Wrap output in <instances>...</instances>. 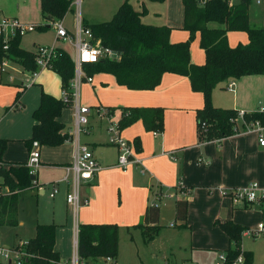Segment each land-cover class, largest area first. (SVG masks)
Masks as SVG:
<instances>
[{
  "label": "crops",
  "instance_id": "obj_1",
  "mask_svg": "<svg viewBox=\"0 0 264 264\" xmlns=\"http://www.w3.org/2000/svg\"><path fill=\"white\" fill-rule=\"evenodd\" d=\"M33 7L40 11L41 20L44 22L40 0H20L19 4H15V7L10 2L7 3L6 0H0V12L6 16L26 18L25 15L34 10ZM155 8L156 6H152V11L158 12L159 9ZM136 9L140 12L141 8L137 6ZM180 10L183 17L182 0ZM79 20L82 22L85 19L80 18ZM141 21L155 26L170 24V22H161L150 16L144 17L143 14ZM86 22L88 23V21ZM208 25L216 26L214 23ZM66 30L71 34L75 32L74 29L66 28ZM230 33V31L227 33V41L230 46H233L235 41L232 39L233 36L230 39L229 36L232 35ZM185 37L186 35L170 32L169 39L174 43L184 40ZM58 40L61 39L56 38L52 45L57 47ZM71 46L74 48L72 44ZM190 56L193 63L203 64L205 53L203 49H191L190 45ZM16 65L18 64L16 63ZM4 67L0 69V83L4 79L13 83L16 76L9 67L15 68L14 65L6 64ZM46 71L49 69L38 70L32 82L29 80L31 75L25 79L21 78L19 88L21 89L22 107L18 110L5 111V108L11 105L13 90L6 94L0 92V139L7 140V145L13 143L12 146L14 142H21L31 137L34 124L32 113L39 105L42 90L59 97V94L50 89L47 83L40 82ZM89 75L93 78L91 83L83 79L76 86L77 89L82 87V82H86L96 95L94 100L89 98L93 104L98 105L93 106L94 108L89 107V116L92 114V116L95 115L102 119L103 117L98 115L95 110L105 106L108 108L109 106H122L120 110L124 106L162 108L163 130L156 134L153 131H147L141 120H136L121 130V137L124 136L126 140L133 142L134 153L141 160L139 165L132 164L126 171H123L116 166V147L113 146L114 153L112 157H109L104 156L102 152V146L106 143L94 139L81 140L83 134L89 135L91 132L90 127L92 126L88 125V133L79 134L78 141L91 148L100 168L91 181L84 182L79 186L78 194L81 203L75 209L66 202V195L65 202L60 203L56 199L58 193L65 192L67 194L72 190L71 173L67 171V167L73 162L76 152V142L72 136L73 124L71 128L66 127L63 118L64 109L62 110L59 121L65 125L71 139L59 146H39V168L43 170L41 175L39 168L36 170L39 187L23 191V193L34 197L45 195L44 187L49 184L51 185L50 196L52 186L57 188L54 196H50L54 201L50 205H45V211L47 210L46 213L49 217L44 214L40 219H36L30 230H32L33 237L37 224L52 223L56 225L54 250L59 253L61 264H66L73 254L77 253L78 226L82 223H115L119 226L117 257L111 260L99 258L94 261H84L85 264H111L112 262V264H119L122 255L121 232L123 228L125 229V239L133 242L142 238L146 244L160 238L170 228L177 227L181 230L191 231L196 219H203L210 224L233 221L246 228H253L264 217V201L260 203L236 202L223 195L225 190L242 187L250 182H257L260 188H264V145L259 144L257 132L259 129L264 138V127L253 126L247 131L236 133L219 141L214 139L199 142L196 112L203 107L204 100L200 92L193 91L186 76L165 73L156 88L131 90L118 85L115 77L110 73L98 72ZM55 79L61 83L57 74ZM27 81L32 85L28 86ZM227 83H220L212 90L211 102L215 107L232 108L239 112H253L261 107L264 108V74L242 76L232 81L233 84L229 89ZM108 113L109 115L106 117L110 120L111 111L109 110ZM136 138L140 141L139 150L135 146ZM3 155L2 160L6 161ZM66 176L69 182L64 181ZM163 197L170 199L172 203L173 218L168 226H162L166 223L162 220L161 206L157 203V200H161ZM84 200H87V204H83ZM178 200L187 202L186 220L183 227H179L180 222L176 220L175 204ZM153 204L159 205L158 225H160V229L152 240L145 241L141 229L134 226L143 222L146 207ZM60 209L64 210L62 219L59 215ZM17 225H24V220L18 219ZM211 229L220 235L221 240L205 249L214 250V253L219 255L225 252L230 242L225 232H221V228ZM64 230H66L67 236L64 235L62 238L60 231ZM26 241H20L18 245ZM191 244L194 245L193 241ZM3 247L10 248L7 245ZM191 249L203 248L191 247ZM218 255L215 256L217 259ZM186 262L187 258L183 259L181 264H187Z\"/></svg>",
  "mask_w": 264,
  "mask_h": 264
},
{
  "label": "trees",
  "instance_id": "obj_2",
  "mask_svg": "<svg viewBox=\"0 0 264 264\" xmlns=\"http://www.w3.org/2000/svg\"><path fill=\"white\" fill-rule=\"evenodd\" d=\"M71 2L72 0H40L41 15L45 24L36 26L37 29L45 30L54 22L63 19L72 10ZM250 2L251 0H238L230 5L223 0H208L204 4H199L197 0H182L183 28L189 32L190 37L188 41L173 43L169 39L170 27L143 23V12L136 11L125 1L108 21H82V25L91 30L94 40L117 53V58H101L96 63L85 65L86 72L88 75L98 72L110 73L118 85L131 90H152L160 84L165 73L186 76L193 91L200 92L204 100L203 107L196 112L199 142L214 139L219 141L244 132L247 125L254 123L264 127V111L242 112L241 131L236 123L239 111L215 107L211 102V92L218 84L231 82L246 75L264 74V27L250 24ZM210 23L216 26L210 27ZM229 31H245L248 42L230 46L227 41ZM197 32L200 33V48L205 53L204 64L191 61L190 42ZM20 40V35L9 38L6 42L0 37V64L3 59H8L20 65L22 69L32 72L36 69L34 53L22 49ZM5 44L7 49L3 48ZM49 69L60 77L62 90L70 92L74 61L68 52L61 47H55ZM20 96L21 92L18 91L13 103L5 108V111L20 109ZM70 103V96L65 100L41 91L39 105L32 113V135L23 141L28 151L31 150L33 141H37L39 146H59L71 139L65 125L59 121L62 110ZM136 120H141L147 131L161 132L163 109L123 107L117 125L122 130ZM6 146L7 140L0 139V226H16L21 192L38 188L39 184L36 178H30L26 163L2 160ZM135 146L140 149L138 138L135 139ZM175 209L179 227H183L187 213L186 200L176 201ZM158 215L159 205H148L143 222L134 226L141 229L145 241H150L157 235L160 229ZM217 224L230 242L225 250L227 257L232 260L242 253L244 264H252V252L240 248L242 232L246 227L233 221ZM55 229L56 225L52 223L36 225L35 235L25 244L17 246L28 254L21 264H61L59 253L54 250ZM118 239L119 226L115 223L79 224L77 254L82 261L115 259L118 254ZM0 264L16 263L0 261Z\"/></svg>",
  "mask_w": 264,
  "mask_h": 264
},
{
  "label": "rangeland",
  "instance_id": "obj_3",
  "mask_svg": "<svg viewBox=\"0 0 264 264\" xmlns=\"http://www.w3.org/2000/svg\"><path fill=\"white\" fill-rule=\"evenodd\" d=\"M125 1L130 2L134 9H136L137 6H140L141 9L139 11L143 12L144 17L150 16L161 22H170V24L164 25L171 28L172 34L177 33L182 34V36L186 35L184 40L174 43L185 42L189 40V32L183 28V17L182 11L180 10L181 0H72L71 7L73 10L68 12L65 17L60 20V22H62L65 28L75 30V28L79 24L80 18L85 19L86 21H88V23L108 21L112 18L114 12L117 10L119 5ZM6 2H10L11 5L15 7V4H19L20 0H6ZM152 6H156L159 11L153 12ZM33 9L34 10L30 11V13L25 15L26 18H22L19 16H17L16 18H18L21 22L33 23L36 26L40 24H45L41 20L40 11H37L35 7H33ZM249 20L252 26L264 27V0H261L260 4H257L255 0H251L249 5ZM230 32V34H232L229 36L230 39L231 36H233L232 39L235 41L233 42V46H237L238 44H246L248 42V36L245 31ZM242 39L244 40L242 41ZM54 41H56V30L55 27L51 26L50 28H47L42 31H40L36 27L34 31L23 34L21 36L20 43L21 47L24 50L34 52L35 46L37 44L52 45ZM199 41L200 33L197 32L190 42L191 49L201 50ZM56 46L67 50L71 58L73 60L76 59V50L71 46L68 41L64 42L62 40H58ZM3 61L6 62L7 65H14L15 68L9 67V69L13 72L16 78L13 83H9L7 82V79H4L2 83H0V85H2V87H0V92L1 94H6V92H12L13 90L14 95H16V93L21 90L19 88L21 78L25 79L29 77L32 72L27 71L25 69H21L22 67L16 65V63L12 60L3 59ZM203 61L205 62V56ZM2 67L4 66L0 65V69ZM54 74L55 72L49 69V71H46L44 75H42L40 82L42 84L47 83L50 89L55 91V93L59 94L58 98H63L64 91L61 88V83H58L56 81V74ZM27 83L28 81L26 82V84ZM81 84V89L79 87L77 89L74 88V90H72L73 92L77 93V97L80 101V104L87 105L88 107L98 106L97 104H93L90 100L91 98L92 100L96 98V95L92 91L91 86L86 82H82ZM30 85L32 84L28 83V86ZM14 95L10 104L13 103ZM70 99L71 103L67 104L63 111V118L67 128H71L72 124L74 123L75 106L74 102H72L73 98ZM120 107L122 106H109V108L107 106L103 107L106 110L110 109V120L106 116H102L104 119H101L97 116L96 118L95 115L92 116V114H90V116H87L88 125L92 126L90 127L91 132L89 135L83 134L81 136V140L84 141L85 139H94L106 143L102 146V152L104 156L112 157L114 153L113 145L109 144L108 142L107 129L111 125L118 124L121 118ZM238 116L239 117L236 118V123L238 128H240V130L242 131L243 129L241 126L243 120L240 116V113ZM244 129H246V127ZM122 138L126 140L124 136H122ZM130 142L133 144L132 141ZM11 144L13 143H8L7 149L3 155V158L6 160V162L27 163L29 160V151L24 142H14V145L12 146ZM39 165L36 168L37 170L39 168ZM39 171V174L41 175L43 173V170L39 168ZM44 188L46 190L45 195H37V197L30 196L28 193L21 192L18 200L19 204L17 216L18 219L24 220V225L0 226V246L7 245L10 247V249H12L13 247L19 246L18 243L20 241L23 242L24 240L26 241L29 237H32V230L30 229L33 222L36 219H40V217H42L44 214L47 215V210L45 211V205H50L54 201V199L49 196L51 185L46 184ZM3 190H5V188ZM65 195V192H60V194L58 193L56 195V199L60 203L65 202ZM223 195L231 198V196L229 195ZM157 203H159L161 206L162 220L166 223L162 224V226H168L170 221H172L171 218H173L171 207L172 203L170 199H166V197H163L161 200H157ZM64 210L60 209L59 211L60 219H62ZM47 217L49 216L47 215ZM214 223L215 222L210 224L208 221H205L203 219H196L194 221V225L192 226L191 231L181 230L177 227H175V229L170 228L164 233V235L160 236V238L158 237L154 241H151L146 244L143 242L142 238H139L138 240L133 242H131V240L127 238L125 239V229L123 228L121 232L123 246L119 264H181V262L185 258H187V264H215L218 260L215 256L218 254L214 253V250L205 249L212 247L214 244L219 243V240H221L220 235H218L217 233H215V231L211 229H220V226ZM222 231L223 230L221 229V232ZM60 234H62V238L64 235L67 236L66 230L60 231ZM192 241L194 245L203 248L204 250L191 249V247L198 248L194 245L192 246ZM240 248L243 251H252L253 264H264V237L254 239L253 237L242 235L240 240ZM189 258H192V260H189ZM66 264H71V261L69 260Z\"/></svg>",
  "mask_w": 264,
  "mask_h": 264
},
{
  "label": "built area",
  "instance_id": "obj_4",
  "mask_svg": "<svg viewBox=\"0 0 264 264\" xmlns=\"http://www.w3.org/2000/svg\"><path fill=\"white\" fill-rule=\"evenodd\" d=\"M199 4H204L208 0H197ZM228 4H234L238 0H223ZM256 3H260L261 0H255ZM56 30V38L63 41L70 42L76 50V59L74 61V77L71 81V92L64 91L63 99H67L68 96L73 98L75 111H74V123L72 136L76 142V152L73 159V162L67 167V171L71 173L70 183L72 185V190L66 194V202L77 209L81 203L78 194L79 186L84 183L91 181L100 166L99 163L93 154L91 148L85 144H81L78 141V136L81 133H88V118L87 116L90 113V108L81 105L77 97V93L73 92L77 84L80 83L83 79L86 82H92V76L86 74L84 71V66L88 64H93L98 62L101 58H117V53L101 46L100 42L93 39L92 32L88 27H84L82 22L79 20L74 33H69L66 28L63 26L60 20L56 21L52 25ZM36 25L33 23H26L19 21L16 17L6 16L0 12V37L3 38L6 42L9 38H12L16 35L22 36L27 32L34 31ZM4 49H7V45L3 46ZM54 45H38L34 50L35 64L36 69L32 71L30 76V81L32 82L34 77L37 75V71L40 69H49L50 60L54 55ZM8 60V59H4ZM6 65V62H2L1 66ZM3 68V67H2ZM1 68V69H2ZM29 81V82H30ZM232 81L227 83V88H231ZM260 111H264V108H260ZM96 113L100 116H108V110L96 108ZM242 117V112H240ZM253 126L261 128V125L254 123L247 125L245 131L251 129ZM258 141L260 145H264V138L258 129ZM121 130L117 124L111 125L107 129V137L109 144L113 145L117 149V162L121 170L126 171L128 167L132 164L139 165L141 160L136 157L134 153L133 144L124 140L121 137ZM156 134V132L154 133ZM39 143L37 141L32 142V147L29 152V160L26 163L29 168L30 174L36 173V168L39 165ZM65 182H69L68 177L64 178ZM57 192V188L52 186V192L50 196H54ZM223 194L231 196V199L236 202H256L260 203L264 201V188H260L257 182H250L242 187L231 188L230 190L223 191ZM83 204H87V200L83 201ZM242 235L253 237L254 239L259 237H264V217L254 226L253 228H246ZM26 242L20 244L23 245ZM28 254L23 251L20 247L18 248H7L0 246V259L1 262H13L16 264H21L24 257ZM111 260V258H107ZM71 264H85L84 261L80 260L77 253L73 254L70 259ZM215 264H244V256L242 253L238 254L234 259H229L225 252H222L218 255V261Z\"/></svg>",
  "mask_w": 264,
  "mask_h": 264
},
{
  "label": "water",
  "instance_id": "obj_5",
  "mask_svg": "<svg viewBox=\"0 0 264 264\" xmlns=\"http://www.w3.org/2000/svg\"><path fill=\"white\" fill-rule=\"evenodd\" d=\"M30 178H31L32 180H35L36 175H35V174H30ZM9 263H11V262L9 261Z\"/></svg>",
  "mask_w": 264,
  "mask_h": 264
}]
</instances>
